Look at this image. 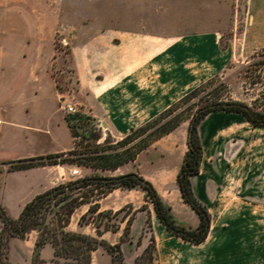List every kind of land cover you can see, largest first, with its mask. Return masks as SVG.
Instances as JSON below:
<instances>
[{
  "label": "crops",
  "instance_id": "crops-1",
  "mask_svg": "<svg viewBox=\"0 0 264 264\" xmlns=\"http://www.w3.org/2000/svg\"><path fill=\"white\" fill-rule=\"evenodd\" d=\"M122 7L123 20L112 22V29L122 30L133 39L125 38L122 48H106L112 71L102 84L92 79L91 65L102 54L99 50L76 43L70 48L68 63L73 72L68 83L64 77L54 76L52 64L58 59L53 58V49L38 46L36 36L28 28L0 33L2 41L24 40L22 47L0 43V205L10 218L17 219L28 202L58 184L99 172L60 164L10 171L6 165L73 150L70 114L64 109L71 102L70 94L76 104L88 108L91 116L95 117L96 110L112 120L119 134L132 128L133 123L136 127L155 117L186 89L221 75L237 57L264 49V0H248L243 28L240 32L232 28L229 38L224 35L227 23L219 22L218 27L205 32L176 37L154 34L148 41L143 28L146 0H122ZM222 39L227 41L224 46ZM188 126L189 122L183 121L142 150L134 161L114 171L101 172L115 173L126 168L124 173L111 176L139 174L153 185L177 224L196 229L199 217L183 201L177 185V174L187 151ZM198 132L202 159L198 173L190 180L195 198L210 216L203 242H185L168 232L145 193L137 189L116 188L97 201L81 204L73 211L65 231L96 238L110 246L119 244L125 262L134 264L146 246L141 252L132 247L141 246L149 219L155 246L153 264H264V127L252 126L237 113L215 111L200 122ZM72 171H76L75 178H71ZM132 191L139 193L136 201L125 196V192ZM94 204L95 214L120 211L131 204L135 210L129 229L132 238L124 240L127 219L120 227L102 230L101 234L94 223L80 225L79 220ZM143 205L147 208L141 209ZM37 238L36 231L23 239L10 238V263L30 264ZM17 251L24 255L21 263ZM127 252L134 255L128 258ZM38 254L39 264H60L51 244L42 246ZM111 263V255L103 246L91 252L90 264Z\"/></svg>",
  "mask_w": 264,
  "mask_h": 264
},
{
  "label": "rangeland",
  "instance_id": "rangeland-1",
  "mask_svg": "<svg viewBox=\"0 0 264 264\" xmlns=\"http://www.w3.org/2000/svg\"><path fill=\"white\" fill-rule=\"evenodd\" d=\"M16 3H19L18 6H15ZM146 3L147 18L143 28L145 29L144 32L147 35L146 39L148 41L149 36H153L154 34H162L163 37H176L185 33L205 32L210 28L218 27L219 22L223 24L224 22L227 23V32L224 35L229 38L233 34L232 28L236 27L238 32L243 28L242 21L246 16L247 5L244 0H146ZM122 11V0H0V33L2 31L14 32L17 30L23 32L27 31L28 28V32L36 36L38 46L53 49V58L58 59V62L56 61L52 64L54 76L60 75L68 83L72 81L73 72V69L68 63L70 48L74 47L76 43L77 46L80 44L81 46L84 45L95 50L97 49L102 54L91 65L93 68L92 79L97 80L98 84H102L101 82H105L110 71H112V66L109 65L107 60L106 48H113V45L122 48L125 38L133 39L127 36L125 32H122V30L112 29V22L115 20H123ZM156 14L157 17L155 18L154 16ZM223 39L221 42L222 46L226 45L224 42L227 43L225 40L223 42ZM0 43L6 44L9 47L24 46L22 45L24 44V40H20L18 43H12L11 40H0ZM219 84H221L219 87L221 99L238 101L249 107L264 110V49L248 52L244 56L237 57L228 69L219 75V80L210 86L207 91L214 89ZM197 86L186 89L185 93L179 99ZM68 90L70 91L69 93H72V89ZM69 98L74 103L75 109V112L70 114L68 118L72 134L75 137L73 150L83 155L98 154L100 153L98 150L104 151L105 153L112 151L119 153L120 159H123L125 157L124 151L131 145L123 143L124 138L132 129L144 125L161 113L139 126L134 127L133 123L132 128L129 130H124L116 134L117 131L113 127L112 120L102 117L101 113L96 110L94 111L95 117L91 116L88 108L85 109L84 106L76 104L74 96L70 94ZM189 115L190 113L186 112L184 118H187ZM184 121L188 120L186 119ZM76 157L66 156V163L60 165H75L71 163V160ZM40 162L47 164L50 160L44 159ZM125 170L126 168H121L115 173H102L101 170H98V173L90 176L113 177L111 175L122 174ZM76 176H71V178H75ZM82 178H75L66 182L76 181ZM106 189L105 183H102L101 186L92 183L80 190L73 192L66 191L65 194L69 195V197H85V201L90 203L103 197L101 192L106 191ZM132 189H137V191L141 190L140 188ZM138 194V192L136 193L134 191L130 193L125 192V196L129 195V199L133 201L137 200ZM55 201L53 200L50 205L53 211H56L65 202L61 201L55 205ZM133 208L129 204L120 211H106L110 212L108 218L99 217L98 215L100 213H86L79 220V224L94 223L95 226L101 225L103 227V223H105L109 228L114 230L120 227L125 219L134 218L135 210ZM146 208L147 205L141 207V209ZM145 213L147 215L148 212L145 210ZM50 217L48 216V221ZM126 225L127 223L124 224V227ZM2 227L1 224L0 240L4 243L5 233L2 234ZM142 237L145 238L141 246L136 247L133 245V250L141 252L144 245L148 246L150 244V238L152 237L151 224L148 225L145 223ZM131 238L132 234L129 231L124 236V240ZM17 253L18 257L21 256L18 260L21 263L24 255L21 251H17ZM127 255L128 258H131L134 254L129 255L127 252ZM60 262L61 264L72 263L71 260L65 259H60ZM144 263L145 260L142 259L139 264ZM0 264H11L7 246H2ZM30 264L34 263L31 261Z\"/></svg>",
  "mask_w": 264,
  "mask_h": 264
},
{
  "label": "trees",
  "instance_id": "trees-1",
  "mask_svg": "<svg viewBox=\"0 0 264 264\" xmlns=\"http://www.w3.org/2000/svg\"><path fill=\"white\" fill-rule=\"evenodd\" d=\"M218 80L219 76H215L198 85L176 103L162 111L156 118L136 129H132L123 140V143L131 144L124 151L125 157L123 159H120L119 153L112 151L105 153L104 151L98 150L100 152L98 154L83 155L82 153H77L75 150H71L67 153L20 159L6 163L8 170L11 171L44 164L40 162L44 159L50 160L47 163L50 165L63 164L66 163V156H77L71 160L72 164L85 166L93 170L114 171L123 164L134 161L136 156L152 142L170 133L187 119L189 121L187 151L177 174V185L183 201L199 217V225L196 229H189L177 224L170 213V209L162 202L153 185L139 174L131 172L116 177L93 175L76 181L58 184L46 192L37 195L24 206L17 219L10 218L0 205V222L3 226L1 231L2 234L5 233V242L2 243L0 240V253L2 246H7L10 238L23 239L31 231H36L38 238L36 241L35 255L32 259L34 264H39L38 250L47 243L52 245L54 255L60 264V259L71 260L72 263L70 264H90L91 252L98 246H103L111 255V264H127L119 244L110 246L103 241H98L96 238L65 231V227L68 225L73 211L81 204L87 203L85 197H69L65 192L80 190L92 183L99 186L105 183L107 189L101 192L102 196L116 188H140L145 193L146 200L152 205L156 217L168 232L181 238L185 242L193 244L203 242L209 231L210 216L205 206L195 198L190 180L192 176L198 173L202 159V142L198 132L200 122L212 112L225 111L242 115L254 127H264V110L249 107L238 101L221 99L219 95V87L221 84L207 91ZM186 112H189L190 115L184 118ZM53 200H56L54 202L55 205L61 201L65 202L56 211H53L50 208ZM96 210L97 204H94L90 207L88 213L95 214ZM109 214L110 212H103L98 216L108 218ZM48 216H51L49 221ZM131 222L132 219L127 220L124 236L128 234ZM146 223L149 225V220ZM96 228L98 234H101L102 230H111L105 223H103V227L96 225ZM154 250V239L151 237L150 244L144 248L141 255L134 261V264H139L142 259L145 260L144 264H153Z\"/></svg>",
  "mask_w": 264,
  "mask_h": 264
},
{
  "label": "built area",
  "instance_id": "built-area-1",
  "mask_svg": "<svg viewBox=\"0 0 264 264\" xmlns=\"http://www.w3.org/2000/svg\"><path fill=\"white\" fill-rule=\"evenodd\" d=\"M246 3L248 2V0H244ZM64 109L66 110V112L68 114H72L75 112V109H74V103L73 102H70L68 104H65L64 106ZM2 121L0 120V125H1ZM76 173V171H72L71 174L74 175Z\"/></svg>",
  "mask_w": 264,
  "mask_h": 264
}]
</instances>
